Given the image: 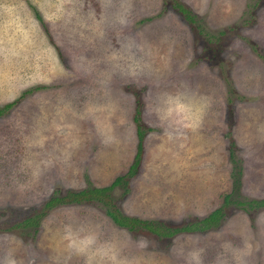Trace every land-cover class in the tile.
I'll use <instances>...</instances> for the list:
<instances>
[{
  "label": "rangeland",
  "instance_id": "374dc122",
  "mask_svg": "<svg viewBox=\"0 0 264 264\" xmlns=\"http://www.w3.org/2000/svg\"><path fill=\"white\" fill-rule=\"evenodd\" d=\"M127 2L121 26L97 0H0V107L11 104L0 116V253L84 264L66 246L71 225L97 232L123 264H185L193 248L215 264L225 241L242 240L247 264H264V206L233 203L264 199V0ZM132 64L142 69L135 76ZM177 91L207 100L195 130L163 115L164 95ZM134 117L143 137L128 176ZM123 175L109 193L123 215L168 228L222 215L205 230L158 237L118 227L93 200L42 210L55 192ZM40 211L35 227L14 226Z\"/></svg>",
  "mask_w": 264,
  "mask_h": 264
},
{
  "label": "clouds",
  "instance_id": "9594fccd",
  "mask_svg": "<svg viewBox=\"0 0 264 264\" xmlns=\"http://www.w3.org/2000/svg\"><path fill=\"white\" fill-rule=\"evenodd\" d=\"M114 10V19L121 26H127L130 3L127 0H97V11L102 14L106 10ZM141 67L132 64L128 68L129 76H135ZM185 93H167L163 97V115L166 119H174L186 128L195 130L202 118L206 98L200 97L194 92H189L187 99ZM64 240L67 248L75 255L83 258L84 264H123L113 251L108 254L107 246H102L99 234L95 231L76 232L71 225L65 226ZM138 243L142 247L147 246V241L141 238ZM222 251L216 257L215 264H247V256L251 251V244L242 240L239 245L225 241L221 245ZM0 264H22L14 251L8 248L0 253ZM185 264H205V250L193 248L186 253Z\"/></svg>",
  "mask_w": 264,
  "mask_h": 264
},
{
  "label": "trees",
  "instance_id": "16d2710c",
  "mask_svg": "<svg viewBox=\"0 0 264 264\" xmlns=\"http://www.w3.org/2000/svg\"><path fill=\"white\" fill-rule=\"evenodd\" d=\"M177 8L180 10V12L183 14L184 18L188 22H193V16L189 14V12L182 8L179 4H175ZM11 106V104H6L3 107H0V116L6 112V110ZM134 122L136 124V135L138 139L137 144V153L134 156V160L132 164L129 166L127 170V175L131 176L136 172V168L138 165L139 160V154H140V140L143 137L142 131L138 127L137 118L134 117ZM232 147L233 143L230 144V150H229V156L232 158ZM240 173V168L238 167L236 171V176H238ZM234 182L237 183V177H235ZM125 184L124 181V175L118 176L114 180L110 182L107 186L104 187H89L85 189H81L76 192L67 191L63 195H56L55 192L53 196L49 197V199L43 204L42 210H47L49 208H52L56 205H62V204H68V203H79L81 201H96L98 203H101L105 207V213L110 218V220L117 225L118 227L125 228L129 231L135 230V229H144L146 231H149L150 233L155 234L158 237L166 236L171 237L177 233L180 232H190V231H202L209 227L215 226L218 222V220L221 217V208H216L212 212H210L206 217L202 218L199 221L187 223L181 227H174V228H168L161 223L155 222V221H149V220H140L138 218L129 217L126 215L121 214V212L116 208L109 199V193L112 191V189L115 186ZM230 194L229 193H223L222 199L223 203H228ZM234 204H237L242 210H252V209H258L260 207L264 206V199L260 200H249V201H234ZM43 216V211H40V213L35 214L32 217H27L23 219L20 223L15 224L16 227H35L37 225V221L39 217Z\"/></svg>",
  "mask_w": 264,
  "mask_h": 264
}]
</instances>
